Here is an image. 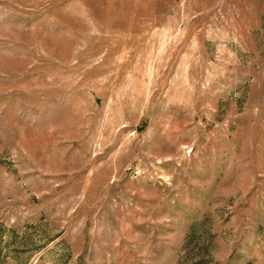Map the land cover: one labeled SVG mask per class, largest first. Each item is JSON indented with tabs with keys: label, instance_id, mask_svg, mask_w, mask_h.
Segmentation results:
<instances>
[{
	"label": "rangeland",
	"instance_id": "1",
	"mask_svg": "<svg viewBox=\"0 0 264 264\" xmlns=\"http://www.w3.org/2000/svg\"><path fill=\"white\" fill-rule=\"evenodd\" d=\"M0 264H264V0H0Z\"/></svg>",
	"mask_w": 264,
	"mask_h": 264
}]
</instances>
